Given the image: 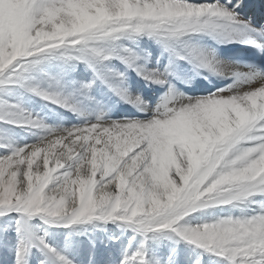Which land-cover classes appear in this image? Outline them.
Instances as JSON below:
<instances>
[{
  "label": "snow or ice",
  "instance_id": "obj_1",
  "mask_svg": "<svg viewBox=\"0 0 264 264\" xmlns=\"http://www.w3.org/2000/svg\"><path fill=\"white\" fill-rule=\"evenodd\" d=\"M251 7L0 0V236L14 264H264V22ZM230 44L252 52L222 58ZM131 74L151 91L134 94ZM36 100L61 110L53 123ZM121 103L135 111L113 119Z\"/></svg>",
  "mask_w": 264,
  "mask_h": 264
},
{
  "label": "bare ground",
  "instance_id": "obj_2",
  "mask_svg": "<svg viewBox=\"0 0 264 264\" xmlns=\"http://www.w3.org/2000/svg\"><path fill=\"white\" fill-rule=\"evenodd\" d=\"M248 2L252 5V7L248 10V16H250L253 20L256 19L260 22H264V0H248ZM244 13H242L243 15ZM144 43H151L148 41H145ZM153 47H155L153 45ZM140 85H143V81L139 82ZM130 84L132 85V91L134 94H145V90L148 92L151 91V89H148L147 86H144V88H138L136 83V78L134 77V74H131L130 77ZM159 95V94H158ZM151 102V99H150ZM30 111H32L34 114H40L41 116L45 117L48 123H53L56 120V112H59L61 110L54 109L53 111H49V108L53 106H45L43 101L36 100L34 103H30L26 105ZM134 109L131 108V106L127 104H119L117 108L112 113L113 119H120L125 115L131 116L132 113H134ZM66 121H72L75 122V118L72 116L71 113H64L63 114ZM21 138L24 140L29 139L26 134L21 133ZM40 161V158H38V162ZM53 164H50V167H53ZM114 236H119L120 233L113 230L111 233ZM126 238H121L120 245H117L116 247H119L124 244ZM111 246V245H110Z\"/></svg>",
  "mask_w": 264,
  "mask_h": 264
},
{
  "label": "rangeland",
  "instance_id": "obj_3",
  "mask_svg": "<svg viewBox=\"0 0 264 264\" xmlns=\"http://www.w3.org/2000/svg\"><path fill=\"white\" fill-rule=\"evenodd\" d=\"M63 231L64 230H62V229H52L51 233L58 234V233H62ZM97 235L99 236L100 234H97ZM9 236L14 239L15 238V232H10ZM49 240H50V242H53L52 236L49 237ZM2 241H3V237L0 236V264H5V257L6 256L9 258L10 264H14V260H15L14 252L11 249L6 248L4 246V244L2 243ZM79 243L84 249H87V246H88L87 238H79ZM124 243H126V240ZM62 244H63V237L61 236L60 237V246H62Z\"/></svg>",
  "mask_w": 264,
  "mask_h": 264
}]
</instances>
